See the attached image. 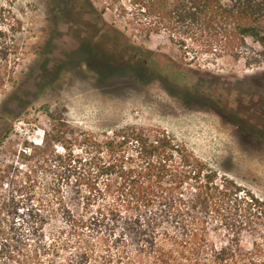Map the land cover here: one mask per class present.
<instances>
[{
  "label": "trees",
  "instance_id": "obj_1",
  "mask_svg": "<svg viewBox=\"0 0 264 264\" xmlns=\"http://www.w3.org/2000/svg\"><path fill=\"white\" fill-rule=\"evenodd\" d=\"M100 1L133 33L164 36L191 62L264 63V0ZM2 12L0 95L16 87L20 65L16 30ZM11 94L0 120L16 115ZM47 115L41 144L20 152L49 175L41 210L22 213L27 233L46 225L50 234L46 247L29 250L31 264H264V199L219 177L164 129L95 133ZM18 243L1 237L0 252Z\"/></svg>",
  "mask_w": 264,
  "mask_h": 264
},
{
  "label": "rangeland",
  "instance_id": "obj_2",
  "mask_svg": "<svg viewBox=\"0 0 264 264\" xmlns=\"http://www.w3.org/2000/svg\"><path fill=\"white\" fill-rule=\"evenodd\" d=\"M0 8L20 58L16 87L0 95L1 106L12 92L16 114L0 120V242H21L20 252H0V264H31L29 250L50 237L46 225L25 230L22 213L41 210L49 175L41 160L20 155L41 144L49 112L88 132L164 129L219 177L264 199V63L191 62L164 36L133 33L100 0H0Z\"/></svg>",
  "mask_w": 264,
  "mask_h": 264
},
{
  "label": "built area",
  "instance_id": "obj_3",
  "mask_svg": "<svg viewBox=\"0 0 264 264\" xmlns=\"http://www.w3.org/2000/svg\"><path fill=\"white\" fill-rule=\"evenodd\" d=\"M41 142H42V137H41ZM24 152L28 153L29 152V148L24 149Z\"/></svg>",
  "mask_w": 264,
  "mask_h": 264
},
{
  "label": "bare ground",
  "instance_id": "obj_4",
  "mask_svg": "<svg viewBox=\"0 0 264 264\" xmlns=\"http://www.w3.org/2000/svg\"><path fill=\"white\" fill-rule=\"evenodd\" d=\"M41 138V137H40ZM41 141V140H40ZM34 143H36L35 141H34ZM36 144H40V143H36Z\"/></svg>",
  "mask_w": 264,
  "mask_h": 264
}]
</instances>
